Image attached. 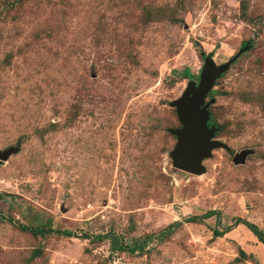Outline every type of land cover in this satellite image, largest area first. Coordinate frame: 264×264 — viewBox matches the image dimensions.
Returning <instances> with one entry per match:
<instances>
[{"label": "rangeland", "instance_id": "obj_1", "mask_svg": "<svg viewBox=\"0 0 264 264\" xmlns=\"http://www.w3.org/2000/svg\"><path fill=\"white\" fill-rule=\"evenodd\" d=\"M243 42L200 106L219 146L173 167V102ZM8 149L0 264H264V0H0Z\"/></svg>", "mask_w": 264, "mask_h": 264}, {"label": "water", "instance_id": "obj_2", "mask_svg": "<svg viewBox=\"0 0 264 264\" xmlns=\"http://www.w3.org/2000/svg\"><path fill=\"white\" fill-rule=\"evenodd\" d=\"M245 49L246 46L240 48L238 53L219 65H214L207 55L204 56L203 65L199 70V81L196 84L189 82L181 97L173 102L177 120L181 125L180 129L171 131L177 137V144L170 154L173 167L198 174L202 171L200 163L209 156V150L219 146L218 143L209 142L213 130L207 129L205 126L207 105L200 106L214 82L227 71L229 65ZM10 152L11 149H8L1 153L0 160L6 159ZM233 160H238V157H233Z\"/></svg>", "mask_w": 264, "mask_h": 264}, {"label": "trees", "instance_id": "obj_3", "mask_svg": "<svg viewBox=\"0 0 264 264\" xmlns=\"http://www.w3.org/2000/svg\"><path fill=\"white\" fill-rule=\"evenodd\" d=\"M246 45V42H243V43H241V47H244ZM214 215V213H212V212H210V213H208V217H211V216H213ZM248 230H250V232L255 236V238L257 239V241L264 247V236H263V233L262 232H260V231H258L254 226H252V225H249V224H247V223H244V222H241ZM229 229V228H228ZM228 229H226V230H224L223 232H220V233H226V232H228L229 230ZM35 232H37V233H41L42 231H40V230H35ZM217 235H221V234H217Z\"/></svg>", "mask_w": 264, "mask_h": 264}]
</instances>
